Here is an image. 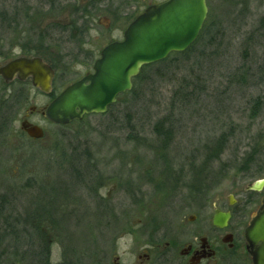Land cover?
<instances>
[{"label": "rangeland", "instance_id": "rangeland-1", "mask_svg": "<svg viewBox=\"0 0 264 264\" xmlns=\"http://www.w3.org/2000/svg\"><path fill=\"white\" fill-rule=\"evenodd\" d=\"M20 1L0 0V65L14 51L5 53V42L20 39L25 8ZM163 1L77 0L83 7L91 6L95 20L86 49L99 54L111 41L121 40L147 7ZM35 2L33 6L27 2L35 10L34 21L45 27L50 22L70 26L67 7L74 1L58 13ZM207 3L205 25L211 29L195 48L147 66L135 94L121 95L105 115H90L61 127L40 115L51 99L31 83L22 88L23 98L0 97V202L11 203L18 213L27 202L44 203L51 212L64 207L63 217L74 211L71 220L55 215L57 225L47 226L46 233L52 238L60 236L63 245L52 247L53 263L95 264L102 240L121 234L119 219L129 224L141 219L165 222L174 212L180 217L183 201L194 203L197 195L214 201L226 195L236 181L246 183L240 174L249 134L262 130L249 117V110L255 100L264 97V0ZM4 20L18 23L11 37H5ZM51 35L62 41L64 56L76 51L63 43L61 32ZM53 65L57 77L67 79L60 92L88 69L78 62L68 68ZM32 108L36 114L30 121L46 132L36 142L21 131ZM159 122L173 127V138L157 137ZM224 134L230 135L229 142L216 159L211 148ZM89 155L92 164H88ZM98 188L105 200L96 199Z\"/></svg>", "mask_w": 264, "mask_h": 264}, {"label": "flooded vegetation", "instance_id": "flooded-vegetation-1", "mask_svg": "<svg viewBox=\"0 0 264 264\" xmlns=\"http://www.w3.org/2000/svg\"><path fill=\"white\" fill-rule=\"evenodd\" d=\"M28 1L32 6L38 4L35 2L37 0L26 1L25 8L29 7V10L25 9L21 16L20 39L14 43L5 42L4 47L5 53L16 49L19 52L15 54L14 51L9 52L8 59L6 58V62L1 64L0 68L18 59H41L53 71L52 91L48 95L44 94L33 86L31 78L21 80L15 75L12 81H6L0 76V97L6 96L10 101L23 98L22 88L31 83L35 90L49 96L52 102L66 90L60 92L65 85L60 83L67 82L64 75L57 77L53 63L68 68L70 64L78 62L88 67L84 75L70 85L72 86L92 75L102 51L110 44L122 41L123 38L111 41L99 54L87 50L88 37L94 31L95 22L91 6H88V11L70 10V26L64 24V29L60 30V22H50L45 27L39 20L34 21L31 16L35 10L33 7L30 8ZM40 1L44 5V2ZM45 7L52 10L49 6ZM53 12L58 13V10ZM80 26H83V30L77 31ZM72 27H76L77 30L74 29V35L70 37L69 31H72ZM3 28L5 37H11L18 28V23L6 20V26ZM58 32L65 36L64 44L76 49L75 53L66 56L62 54L60 51L62 41H56L51 35ZM56 81L60 85L57 91ZM51 102L40 112L43 118H46L44 112ZM260 102L262 105L249 110V117L255 120L256 124L260 123L262 130L256 135L253 132L249 134V147L244 155L240 174L246 183L233 182L235 184L230 191L214 201H204L200 195L195 197L194 203L183 201L180 217H176L177 212H174L165 219V222L149 223L148 220L145 219L143 222L141 219L139 222L129 224L127 220L119 219L121 234L108 236L102 240L100 258L95 264H264V185L258 190L253 189L254 185L264 181V97ZM30 111L22 123L28 121L40 127L44 137L34 140L22 128L21 131L32 142L43 140L46 136L45 129L32 123L29 118L36 114V108ZM87 161L88 164H92L90 155ZM98 190L100 188L95 193L96 199L105 200ZM22 207L23 211L18 213L16 208L11 207V203L0 202V264H55L52 261V247L63 248L62 240L60 236L52 238V235H48L47 226L57 225V216L60 220H64L65 217L71 220L74 211H66L67 215L63 217L64 207L55 208V212L48 211L44 208V203L39 202H27Z\"/></svg>", "mask_w": 264, "mask_h": 264}, {"label": "water", "instance_id": "water-1", "mask_svg": "<svg viewBox=\"0 0 264 264\" xmlns=\"http://www.w3.org/2000/svg\"><path fill=\"white\" fill-rule=\"evenodd\" d=\"M207 0H168L149 6L127 28L124 38L106 47L94 66V73L68 87L44 112L53 124L67 126L85 116L106 114L118 96L131 92L133 79L143 67L166 60L173 53L186 52L198 39L207 20ZM31 78L44 94L52 91L53 71L41 59H18L2 68L0 76L12 81ZM22 130L34 140L43 130L24 121ZM264 181L253 186L258 190Z\"/></svg>", "mask_w": 264, "mask_h": 264}, {"label": "trees", "instance_id": "trees-1", "mask_svg": "<svg viewBox=\"0 0 264 264\" xmlns=\"http://www.w3.org/2000/svg\"><path fill=\"white\" fill-rule=\"evenodd\" d=\"M23 1V2H22ZM26 1L27 0H21L20 1V5L22 4V3H24V5H26ZM43 2H44V5L45 6H49L52 10H58V12H61V11H63L64 10V8H66V5L67 4H69V3H73V1H74V3H73V5H71L70 7H67L69 10H71V11H82V10H86V11H88V7H81V5L77 2V0H42ZM63 1V4H61L60 2H62ZM64 3H65V5H64ZM64 5V6H63ZM69 6V5H68ZM19 9V8H18ZM29 10V7H26V8H24V10ZM24 10L22 11V12H24ZM73 19V18H72ZM5 21V23H6V20H4ZM60 25V27H61V29H64V24H59ZM84 27H85V25H83ZM83 26H80L79 27V29L77 30V28L76 27H72V30H74V29H76L77 31H80V30H83ZM211 29V27H209V25H205L204 26V28H203V31L201 32V34H200V36H199V38H198V40L195 42V44L193 45V46H191L185 53H183V55H186V54H188L189 52H191L194 48H195V46L201 41V38H202V36H203V33H205V32H208L209 30ZM70 32V31H69ZM70 35V37H72L73 35H74V31H72V34H69ZM72 35V36H71ZM61 51V50H60ZM146 69V67H144L143 69H142V72H141V74H140V76L138 77V78H136L135 80H134V88H133V90L129 93V94H135V90H136V88H137V83L141 80V78H142V74H143V72H144V70ZM262 74V73H261ZM63 83H65L64 81L63 82H61L60 84H63ZM60 85H59V83H58V81H56V90L55 91H57V89H59L60 87H59ZM128 94V93H127ZM259 100H260V98H258L257 100H255L254 102H253V105L252 106H254V107H259L260 106V102H259ZM110 110H111V108H110ZM8 115H10V114H8ZM15 115V114H14ZM12 116V115H11ZM8 119L10 118V116L9 117H7ZM8 119H6L5 121H7ZM155 130H156V135H157V137H162L164 140H166V139H171V138H173L174 137V130H173V127L172 126H169L168 128L166 127V124L164 123V122H159L157 125H156V128H155ZM233 133H234V130H231V134L233 135ZM228 136H229V138H230V135L228 134V135H222V136H220L217 140H215L214 142H213V145H214V148H211V152H212V155H214L215 157H216V159H218L219 157H221L220 155L225 151V149H226V147H227V145H228V142H229V138H228ZM86 155H87V153H86ZM209 158H211V156L209 155ZM226 167H228L227 165L225 166V168ZM204 192V191H203Z\"/></svg>", "mask_w": 264, "mask_h": 264}]
</instances>
